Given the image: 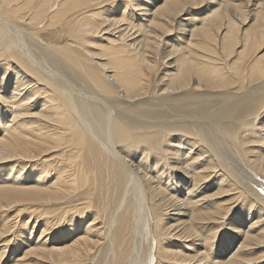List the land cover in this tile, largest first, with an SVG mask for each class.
<instances>
[{
    "label": "bare ground",
    "instance_id": "obj_1",
    "mask_svg": "<svg viewBox=\"0 0 264 264\" xmlns=\"http://www.w3.org/2000/svg\"><path fill=\"white\" fill-rule=\"evenodd\" d=\"M0 264H264V0H0Z\"/></svg>",
    "mask_w": 264,
    "mask_h": 264
},
{
    "label": "rangeland",
    "instance_id": "obj_2",
    "mask_svg": "<svg viewBox=\"0 0 264 264\" xmlns=\"http://www.w3.org/2000/svg\"><path fill=\"white\" fill-rule=\"evenodd\" d=\"M34 5H35V1H33L30 5H28L27 9L31 10ZM41 35L45 36L44 33H41ZM46 39H47V37H46ZM17 242H18V240L16 239L14 242H12V244L15 246ZM19 242L20 243L22 242L21 239L19 240ZM22 243H24V242H22ZM8 252H9V250H8Z\"/></svg>",
    "mask_w": 264,
    "mask_h": 264
}]
</instances>
